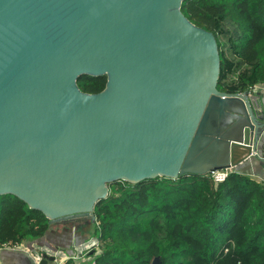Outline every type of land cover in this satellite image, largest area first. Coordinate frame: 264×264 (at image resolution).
<instances>
[{
    "label": "water",
    "instance_id": "obj_1",
    "mask_svg": "<svg viewBox=\"0 0 264 264\" xmlns=\"http://www.w3.org/2000/svg\"><path fill=\"white\" fill-rule=\"evenodd\" d=\"M183 1L0 0V196L50 224L95 222L112 182L238 170L259 154L264 97L217 88L216 37ZM85 74L107 75L105 89L83 92Z\"/></svg>",
    "mask_w": 264,
    "mask_h": 264
},
{
    "label": "trees",
    "instance_id": "obj_2",
    "mask_svg": "<svg viewBox=\"0 0 264 264\" xmlns=\"http://www.w3.org/2000/svg\"><path fill=\"white\" fill-rule=\"evenodd\" d=\"M182 12L214 33L220 51L217 88L228 93L264 85V0H184ZM107 75H82L86 93ZM100 243L90 262L64 264H264V182L235 170L216 185L211 175L117 180L94 209ZM46 214L14 194L0 196V248L41 238Z\"/></svg>",
    "mask_w": 264,
    "mask_h": 264
},
{
    "label": "rangeland",
    "instance_id": "obj_3",
    "mask_svg": "<svg viewBox=\"0 0 264 264\" xmlns=\"http://www.w3.org/2000/svg\"><path fill=\"white\" fill-rule=\"evenodd\" d=\"M259 91L260 90L258 88L254 92ZM65 224L66 223H54L51 225L50 231H48L45 236L31 240V242H37L38 246H35V249L38 253H41L40 257H43L45 253H52L53 251H55V249L56 251H58L57 255H55L56 259L50 261L48 264H62L61 261L63 260V258L69 257L70 255L75 254L79 251L78 246L83 242V240L85 241L92 237L97 238L96 236H93V222H91V225L88 229L83 231L81 229H77L76 231L74 227L71 228L69 227L70 225L68 226ZM83 235L86 236L85 239H83ZM85 255L86 254L82 255L83 257H81V261L83 260L84 263L90 262L91 260L88 258V255L89 257H91V252L90 254L86 256Z\"/></svg>",
    "mask_w": 264,
    "mask_h": 264
},
{
    "label": "crops",
    "instance_id": "obj_4",
    "mask_svg": "<svg viewBox=\"0 0 264 264\" xmlns=\"http://www.w3.org/2000/svg\"><path fill=\"white\" fill-rule=\"evenodd\" d=\"M258 87L260 90L259 92L264 97V85ZM263 154L264 147L257 156L251 157V159L245 162L238 170L250 175L252 178L256 179L259 182H264V158H262ZM235 170L237 169L235 168ZM35 246H38L37 242L26 241L25 243L14 247L6 246L0 248V264H34V259L36 257Z\"/></svg>",
    "mask_w": 264,
    "mask_h": 264
},
{
    "label": "built area",
    "instance_id": "obj_5",
    "mask_svg": "<svg viewBox=\"0 0 264 264\" xmlns=\"http://www.w3.org/2000/svg\"><path fill=\"white\" fill-rule=\"evenodd\" d=\"M259 87L256 86L255 88L249 90L250 93H254V91H256ZM264 158V154L263 157ZM235 171V168H225V169H220V170H216L211 172L209 175H211V178L213 179L214 183L216 185H219L220 183L224 182L228 176L233 173ZM79 251L75 254L70 255L69 257L63 258V260L61 261L62 264H64V262L70 258H72L76 263H81L83 262V260L81 261V257H83L82 255L86 254H90V252L94 251V250H98V252L100 251V243L99 240L97 238H89L86 241L82 242L81 244H79L78 246ZM46 252V251H43ZM58 251H53L52 253H50L51 255H57ZM85 255V256H86ZM40 253H38L36 251V257L34 259V264H40V260L42 257H40ZM88 258L91 260L92 258L89 257ZM89 260V261H90ZM84 263V262H83Z\"/></svg>",
    "mask_w": 264,
    "mask_h": 264
},
{
    "label": "flooded vegetation",
    "instance_id": "obj_6",
    "mask_svg": "<svg viewBox=\"0 0 264 264\" xmlns=\"http://www.w3.org/2000/svg\"><path fill=\"white\" fill-rule=\"evenodd\" d=\"M91 222L92 221L90 219L83 218V219H76L74 221H68L66 222L65 225H68V226L70 225L69 227L71 228L74 227L76 231L77 229H81L83 231L89 228V226L91 225ZM83 237L85 238L86 236L83 235Z\"/></svg>",
    "mask_w": 264,
    "mask_h": 264
}]
</instances>
